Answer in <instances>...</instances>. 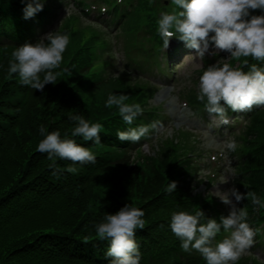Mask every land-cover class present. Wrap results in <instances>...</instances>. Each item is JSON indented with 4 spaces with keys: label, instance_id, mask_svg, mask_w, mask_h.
<instances>
[{
    "label": "trees",
    "instance_id": "obj_1",
    "mask_svg": "<svg viewBox=\"0 0 264 264\" xmlns=\"http://www.w3.org/2000/svg\"><path fill=\"white\" fill-rule=\"evenodd\" d=\"M43 1V10L25 19L23 9L28 0H0V264H109L111 258L105 255L108 242L96 236L94 225L126 203L144 212V228L135 233L140 264H206L195 250L184 252L169 227L173 211L195 214L201 209L205 216L211 210L220 211L214 197L194 191L199 179L193 172L192 160L186 156L188 149H195L191 137L185 139L184 145L168 139L154 149L155 154L132 160L130 150L136 145L120 141L116 133L135 127V123L125 124L118 109L106 107V101L110 94H124L128 96L126 103H138L144 108L156 87L129 68L103 76L101 56L80 47L85 31L76 33L70 29L79 15L71 14L59 28L60 33L69 35L70 42L60 68L53 70L60 73L54 103H41L40 113L30 111L32 93L29 96L18 77L8 74V67L17 46L35 43L51 25L56 11ZM132 1L133 13L122 15L119 22L125 21L126 29L144 31L141 39L132 36L131 42L142 55L151 57L154 53L147 50L146 44L154 52L162 50L157 20L161 11L171 9L163 0H153L151 4L150 0ZM78 4L82 5V1ZM128 56L127 66H131L133 56ZM245 60L248 65L264 67V62L241 58L242 71H248ZM236 62L232 59L230 65ZM74 90L78 95L85 93L69 97L67 93ZM22 92L21 97L17 96ZM186 92L198 106L204 105L197 100L195 91ZM70 111L83 115L90 124L103 125L101 144L79 141L96 156L94 164L72 165L58 157L49 160L46 153L36 150L43 138L38 131L41 125L48 132L59 131L62 139L66 134L75 139L71 135L74 124L68 120ZM138 117L139 124L158 122L154 112ZM239 138L243 140L238 149L242 173L237 179L239 188L244 194L255 192L264 204V107L253 110ZM129 145L131 149L127 150ZM53 165L57 175H53ZM69 166L83 175L73 179L66 170ZM172 181L177 182V188L167 193L165 188ZM107 185L111 190L106 189ZM242 204L247 219L262 216L264 207L246 198ZM237 264H248V260L241 257ZM253 264L261 263L255 260Z\"/></svg>",
    "mask_w": 264,
    "mask_h": 264
},
{
    "label": "clouds",
    "instance_id": "obj_2",
    "mask_svg": "<svg viewBox=\"0 0 264 264\" xmlns=\"http://www.w3.org/2000/svg\"><path fill=\"white\" fill-rule=\"evenodd\" d=\"M152 2L150 0V4ZM170 5L171 11H161L157 20V32L164 50L175 37L199 56L212 48L227 53L236 61L251 57L264 62V0H170ZM42 10L43 0H28L23 9L24 18H31ZM69 42V35L57 29L41 36L35 43L25 42L17 46L11 53L8 74H17L23 86L43 91L45 85L57 83L60 73L53 70L63 63V54ZM244 64L248 67L246 72L229 63L222 66L211 64L199 77L197 100L204 102L206 112L219 118L223 125L230 123L229 109L234 113H245L254 107H264V67L255 63L248 65L247 60ZM127 100V95L110 94L105 106H115L124 123L132 125L143 109L138 103H126ZM68 120L74 124L72 137L79 136L84 141L101 144L99 134L103 130L102 124H90L83 115L72 111L68 112ZM158 124L153 122L129 127L126 131H117L116 135L120 141L137 144L142 138L148 139L150 134L158 132ZM38 131L43 138L36 150L46 153L49 160L58 157L71 161L72 165L96 162V156L89 148L67 138V134L62 139L59 131L48 132L43 125ZM225 145L231 151L237 147L234 140L225 141ZM52 168L53 175H57L55 165ZM66 170L77 172L74 166ZM176 188L177 182L172 181L165 191L172 193ZM233 197L235 202L246 198L253 205L264 207L255 192L244 194L233 186L218 195L221 202L229 207L228 214L220 215L218 220L207 218L201 209L195 214L185 211L171 213L169 227L184 252L195 250L206 264H237L252 246L255 232L246 222V208L237 207ZM143 216L141 209L126 203L94 225L96 236L108 242L105 255L111 258L109 264H140L135 233L138 228H144ZM202 220L205 222L202 223ZM222 230L226 235L217 241L216 237Z\"/></svg>",
    "mask_w": 264,
    "mask_h": 264
},
{
    "label": "rangeland",
    "instance_id": "obj_3",
    "mask_svg": "<svg viewBox=\"0 0 264 264\" xmlns=\"http://www.w3.org/2000/svg\"><path fill=\"white\" fill-rule=\"evenodd\" d=\"M164 3L169 4V0H163ZM59 6V1H57V4L55 8ZM69 10L67 12H64L61 14L56 22V24L53 26L54 30H59L61 26V20L62 18L69 14ZM55 16V15H54ZM85 24H88V21H84ZM99 23V22H98ZM171 46V44H170ZM67 51V52H66ZM64 52V55L67 56L68 50L66 49ZM214 52H219L218 50L210 48L208 52H206L203 56H199L196 54L195 50L187 56V58L182 56L180 59L181 61L176 66H169L170 74L172 75L170 78H163L158 79L156 77H153L156 80V83L160 85V89L158 88V92L155 96V98L151 101L152 104L160 105L162 107L163 112L167 113L169 115L167 121L162 124V126H159V133H164V135H176V133L172 134L174 131L185 128L187 130H192L198 137V143L196 144L197 147L200 149V153H203V158L199 162V166L201 169V176L208 179L210 176V173L212 172L211 167H208L209 164V153L212 148H222L226 149L225 141L228 140H234L235 143H238V139L236 137L237 134L243 129H235L234 132L236 133H229L231 129H225L223 134L212 133V129L208 126L207 121H218V118L215 116H206L203 119H195L193 112L191 111V107H182L181 99L179 94L182 93V90L188 88H198L199 83H195L194 77L197 74L198 69H200L203 66V59L204 57L211 56ZM221 53V52H220ZM230 58L228 57L227 53L222 54L219 63L222 65L226 63ZM15 77H18L17 74H14ZM19 81V77L17 78ZM29 90V96L32 93V100H31V108L30 111L40 113V111L43 109L41 103H46L51 101V105L55 101V97L58 94V86L56 84H47L45 85L43 91H37L32 89L29 86H25ZM25 87H22V90L25 91ZM61 93V89H60ZM85 92H82L83 94ZM23 92L20 94H17V96L21 97ZM80 94V95H81ZM69 97H77L80 96L77 94V92L74 90L73 92L67 93ZM63 99V98H62ZM72 99V98H71ZM69 100V99H68ZM56 107H60L57 103H55ZM20 113V112H19ZM246 119L244 118L242 120V123H246ZM217 128L219 125L216 126ZM198 131V133H197ZM162 133V134H163ZM159 138V136H157ZM156 137V138H157ZM155 141H152V144H155L156 146L157 142H159V139H156ZM78 144L80 140L83 141L82 137H75L74 139ZM150 144L144 143L143 147L146 153L152 152V147L149 146ZM157 148V146H156ZM197 157V154L194 155V158ZM234 158V157H233ZM63 161V160H61ZM228 163L225 162V166L223 168H220L221 175H219V171H217V177H215L214 182L210 186L211 192L218 197L223 191H226L227 189L235 186L234 185V169H233V160L228 158ZM229 162H232L229 164ZM72 163V162H71ZM83 173H79L78 169L76 173H72V178L77 180L79 176H82ZM103 179V178H101ZM109 184V183H107ZM106 189L109 191L111 190L110 185H107ZM202 190L207 191V187L205 185L202 186ZM47 191V190H45ZM44 191V192H45ZM233 201H235L234 197L232 198ZM237 203V202H235ZM141 242V241H140ZM143 243V242H141ZM144 244V243H143ZM142 244V245H143ZM262 258H264V255H261Z\"/></svg>",
    "mask_w": 264,
    "mask_h": 264
}]
</instances>
